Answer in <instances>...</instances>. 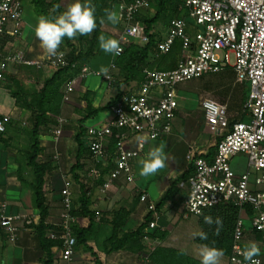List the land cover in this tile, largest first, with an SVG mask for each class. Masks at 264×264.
<instances>
[{
    "label": "built area",
    "instance_id": "obj_1",
    "mask_svg": "<svg viewBox=\"0 0 264 264\" xmlns=\"http://www.w3.org/2000/svg\"><path fill=\"white\" fill-rule=\"evenodd\" d=\"M115 1V11L122 24L118 36L120 53L132 40H148L145 26L137 16L149 10L151 0ZM182 8L186 15L172 18L165 35L157 43L158 53L165 54L176 40L180 42L182 55L175 67L144 69L143 81L137 89L123 93L111 106L112 118L104 125L87 128L89 151L95 161L106 155L109 139H117L113 168L100 190L105 191L120 178L127 183L134 182L133 162L142 154L146 142L169 135L173 130L179 109L177 89L180 85L231 68L235 82L247 87L242 105L245 118L229 119L226 104L208 97L201 100L204 122L214 135L215 149L210 159L200 156L206 153L193 147L187 152L192 173L187 179L183 215L199 216L207 208L233 204L238 208V214L228 263L262 264L258 256L250 262L244 261L242 243L246 231L244 220L250 222L251 229L260 234L264 243V0H183ZM22 15L21 0H0V47L5 35L18 37L21 34ZM66 54L60 47L57 56L47 53L44 60L25 59L17 53L0 56V87L10 64L45 65L57 70L70 64ZM89 75L104 79L108 87L112 85L110 69L93 71L84 64L80 73L66 83L63 101L69 99L77 81ZM9 118L8 115L0 117V133L5 132ZM65 123V118H57L52 128L55 140ZM140 136L142 143L137 140ZM241 153L247 157V169L236 173L230 166V159ZM70 186L71 182L64 180L60 190V230L52 235L62 240L60 258L67 264L74 253L72 225L76 222V217L71 214ZM139 200L146 204L152 216L145 231L161 228L157 225L155 204L145 193L140 194ZM30 223L29 217L7 212V204L0 202V227L8 241H16L21 230ZM143 239L147 241L149 237L144 235ZM150 251L151 247L140 256L138 264H151Z\"/></svg>",
    "mask_w": 264,
    "mask_h": 264
},
{
    "label": "crops",
    "instance_id": "obj_2",
    "mask_svg": "<svg viewBox=\"0 0 264 264\" xmlns=\"http://www.w3.org/2000/svg\"><path fill=\"white\" fill-rule=\"evenodd\" d=\"M21 1L23 7L21 34L18 37H9L7 35L3 37L2 46L0 47V56L17 53L25 59L44 60L47 56V52L35 35V28L39 16L35 14L31 0ZM65 8L63 7L64 11H66ZM147 11L148 13H152L153 9L151 8ZM26 13L27 15H25ZM159 23L160 22L154 24V30L159 33L160 37H163L165 31H167V24L161 23L162 25L158 26ZM119 24L121 26L120 28L110 23L103 24L102 30L106 29L118 41V36L122 28V24L120 22ZM104 26H107L108 29ZM114 56L115 54H113L112 59ZM110 62L111 61H109V64ZM109 64L106 66L103 63L93 64L90 62L86 65L93 71H105L110 69V74L114 81L118 69L115 66L109 68ZM54 71V69L45 65L36 67L35 65L18 63L10 64L0 87V115H8L10 117V121L6 122L5 132L0 135V202L7 204V212L27 216L33 223L38 221L39 214L38 210L34 207L32 198L33 191L31 189V183L34 179L33 170L26 164V156L30 144L29 128L33 120V112L31 109L26 108L22 101L17 104L12 93L22 90L32 94L27 97L26 101L29 102L31 97L33 98V94L40 90L44 81L50 78ZM8 76H13V78L10 80ZM89 78L90 80H88ZM91 78L92 77H86L78 80L73 92L69 94V99L66 102L61 99L60 101H58V99L55 100L54 103L56 107L58 106L59 111L57 114H53L50 111L47 112V119L49 122L52 121L53 123V120L63 117L66 121L67 119L70 120L71 124H76V122L78 124V120L85 114L84 108L86 106V98L91 100L94 107H98L105 105L108 101L113 99L118 91H122L123 94L136 90L138 86L137 82L132 80L128 83L121 84L119 87H116L115 83H112L110 87H108L106 83L105 87H102L103 82L96 79L98 78L97 76ZM101 80L105 81L102 78ZM13 81L20 82V86L16 87L15 84L12 83ZM65 86L66 84L61 86L60 92L65 91ZM106 86L107 90L110 88L114 89L108 99L104 98L105 93H107L105 90ZM33 102L35 103V101ZM106 111L110 113V115L100 118L99 121L98 114L91 116L95 117V120H92L96 122L94 125L88 126L85 124L88 118L84 122L86 131L88 127L106 124L112 118L111 110L108 109ZM180 115H182L181 111L177 113L174 119L173 130L169 135H164L158 139L148 140L146 142L142 154L133 162L134 182L127 183L124 179L120 178L115 183L111 184L105 191L100 190L102 184L99 180L101 178L103 183L108 173L105 172L103 177L99 175L101 171L114 163L115 156H112L110 152H106V155H104L100 161H95L86 153L80 160L82 166L74 171V173L78 175V180L76 181L72 177L73 172L71 169L76 162L77 143L74 136L77 129L75 131L72 130L74 127H72L71 130L67 129L66 122L60 136L55 140L52 132V123L45 127H40L38 139L43 151L38 156L37 160L39 162L51 160V166L53 167L52 171L46 175L45 183V195L49 204L47 222L52 224H59L60 222L62 210V204L59 201L60 191L58 192L51 189V186L54 185V178H57L56 175H59L61 179L60 190L63 187L64 180H69L71 182L70 192L73 201L79 196V186L82 184L88 190V195L90 197L89 209L95 213L90 230L92 234L90 235L86 247H91L102 264H138L142 254L138 255L129 249H120L110 253L106 252L105 241L113 230L111 223L112 211L119 208L127 210L128 214L122 231L134 230L149 213L146 209V204L139 200V195L141 193L147 194L148 199L156 204L166 190L172 185V182L188 168L189 162L186 158L188 150L193 147L202 153H207L210 146L213 145L210 144L208 147L204 148L199 147L201 143L197 144V142L200 141V135H202L200 129L204 128L209 133L210 131L206 125L203 127L201 124L197 125L196 130L189 131L187 121L185 120L186 118L182 120ZM178 133L180 136L177 135ZM181 137L184 138L181 139ZM211 137L214 141V135L210 133V138ZM83 139L88 143L86 132ZM132 144L133 142L130 145ZM157 148L163 149L166 156L168 155L165 167L158 170L154 175L147 177L141 176V162L148 159L149 153ZM59 156H62V164H65L62 167L59 162L56 161L60 159ZM71 157L74 158L75 162L72 165H67V160ZM176 187L178 189L177 194H175L172 199L167 200L158 212L157 225L161 227V230L166 231L167 235L163 239L149 238L145 241V251L148 250L149 247L153 250L156 245L159 244L161 246L162 242L168 240L170 245H162L161 247L180 251L192 260L200 262L199 252L203 246L194 241V238L197 236L195 234L199 233L201 230L197 222V216H195L196 223L190 220L192 215L185 217L182 212L180 213V218L178 220L176 218L177 207L179 205L183 206V202L187 196V181L177 182ZM56 205L59 207L58 210ZM58 211H60L59 215H57ZM75 223L79 227H87L89 226L90 219L88 217H76ZM150 231L152 230L150 229ZM159 241L162 242L160 243ZM250 242H255L259 247L260 255H258V257L261 258L262 264H264V243L259 235L251 229L249 224L246 226L242 243L243 248ZM6 244L14 248H19L21 252L23 250L20 258L13 257V259L10 260L12 264H41L39 259L42 256V252L35 234L32 233L30 229L24 227L17 240L10 242L5 238L0 227V251L6 249ZM228 257L229 256L224 255L220 259V264H229ZM56 262L58 264H67L62 261L59 256L53 264H56ZM69 264H94V256L90 250L84 246H80L76 249L74 248L72 260ZM151 264L154 263L151 262Z\"/></svg>",
    "mask_w": 264,
    "mask_h": 264
},
{
    "label": "trees",
    "instance_id": "obj_3",
    "mask_svg": "<svg viewBox=\"0 0 264 264\" xmlns=\"http://www.w3.org/2000/svg\"><path fill=\"white\" fill-rule=\"evenodd\" d=\"M131 1V0H126ZM33 4V10L37 16H47L52 19L57 17L59 14L64 12L63 5L61 0H31ZM93 6L96 9L95 15L97 17V27L89 35L76 36L75 38L69 40L65 37L60 45L61 49L66 51L67 59L69 65L57 69L53 72L50 78L46 79L40 88L39 91L33 94L30 101L27 102V97L29 94L25 91L13 92L12 95L15 97V100L18 103L21 101L25 104V107L31 109L32 122L31 127L29 128L30 132V144L26 156V164L31 167L33 170L34 179L31 183V189L33 191V204L34 207L38 210L39 218L35 223H30L25 225V228H28L35 234L42 256L39 259L42 264H53L56 258L61 254L62 251V240L59 237L53 238V233H58L60 226L58 224H52L47 222V217L49 215V204L47 202V197L45 195V183L46 175L52 171L51 160L46 162H39L37 160L38 156L42 153L43 148L40 145L38 134L40 127H45L52 123L47 119V112H52L57 114L59 109L55 105V100H63V92H60V88L63 84H66L70 79L74 78L80 73L81 67L84 64H89L90 57L94 51L98 50L99 42L98 38L103 35L102 26L103 24L109 23L105 20L104 23L100 22V19L105 16V10H115V0H90ZM183 0H151L150 8L153 9L152 13L148 11H143L137 16V19L145 26L146 34L148 35V40L145 42H139L136 40L130 41L123 50L115 54H110V65H114L118 69L117 76L115 77L112 83H115L116 87H119L123 83H128L132 80H135L137 84H140L144 78V69H157V70H167L175 67L176 61L173 59L174 53H172L173 48L178 45V48L181 49V44L178 40L175 41L171 50L168 53L160 54L157 50V43L161 40L159 33L154 30V24L162 22L161 16L167 13L169 10L173 11L175 14L169 19V22L172 18L184 17L186 15L184 9L182 8ZM120 22V21H119ZM169 22L166 23L167 27ZM121 23V22H120ZM115 39V38H114ZM173 56V57H171ZM177 54L175 55V57ZM74 64V66H72ZM165 66V68H162ZM5 76V74H4ZM9 79L13 76H8ZM207 77L209 83L208 89L214 88L210 83L218 82L220 85L219 91L216 92L215 99L221 104L227 105V113L229 119L237 120L243 119L244 114L241 112L242 105L245 98L244 87L246 84H240L235 82L236 76L234 71L231 68H227L222 72L216 74H209L195 81H202ZM122 79V80H121ZM16 87L20 86V82L13 81ZM243 86V89H239V86ZM14 91V90H13ZM122 91H118L116 96L108 101L105 105L94 107L89 98H86V106L84 108V115L78 120V128L74 139L77 143V155L76 162L72 167V177L77 181L78 175L74 173L75 169L82 166L80 164L81 158L88 153L91 156L89 151V146L86 140L83 139L86 132L84 127V122L98 114L99 112L106 111L111 108L113 104L121 96ZM35 101V103L33 102ZM3 115H0L2 117ZM10 121V120H8ZM7 121V122H8ZM57 123V119L53 120V127ZM52 127V128H53ZM3 133H0L2 135ZM218 141V139H216ZM116 143L117 139L111 137L106 145V152H110L112 156L116 154ZM215 145H211L208 149V152L204 155L206 158L210 159V156L213 154ZM92 157V156H91ZM113 168V164L109 165L100 173V177H103L105 172H109ZM192 173V166L189 164L188 168L173 182L172 185L166 190L160 200L155 204L156 213L160 211V208L163 204L172 199L175 194H177L176 183L181 181H187L189 175ZM99 182L102 184L101 178ZM79 196L76 200H72V210L71 214L74 217H88L90 219L89 226L79 227L76 223L72 225V232L75 237V246L78 248L84 246L91 251L94 256V264H102L99 258L92 251L91 247H86L87 242L92 234L90 232L92 227V220L95 216V213L89 209L90 197L88 195V190L84 185L79 186ZM140 197V195H139ZM59 201H62L61 195ZM62 204V202H61ZM128 211L124 208L115 209L112 211V232L107 237L105 241L106 252L110 253L112 251H117L120 249H129L130 251L141 255L145 253L146 244L143 239L144 235H147L151 239H163L166 237L167 233L160 228H154L152 231H145L148 227L150 221L152 220L151 212H149L134 230L131 231H122V227L127 218ZM247 217L250 216V211H246ZM238 208L233 204L227 205H217L211 208L205 209L201 215L197 216V222L200 226L201 231L207 233V240H201L198 236L194 238V241L199 245H207L210 247H216L224 251V255L229 256L231 252V246L233 241V228L237 218ZM209 215L215 219L218 217L222 221L221 226L219 227V232L217 233V225L215 223L209 225L204 222V216ZM255 232V231H254ZM261 238L260 234L255 232ZM150 261L154 264H200L196 260H192L187 257L185 254L180 251H175L165 247H155L149 253ZM165 262V263H164Z\"/></svg>",
    "mask_w": 264,
    "mask_h": 264
},
{
    "label": "clouds",
    "instance_id": "obj_4",
    "mask_svg": "<svg viewBox=\"0 0 264 264\" xmlns=\"http://www.w3.org/2000/svg\"><path fill=\"white\" fill-rule=\"evenodd\" d=\"M96 9L90 0H73L62 12L55 18L40 16L35 28V35L41 42L42 47L50 56H57L58 49L65 37L69 40L76 36L89 35L97 27ZM105 20L111 24H118L120 17L115 10H105V16L100 19L101 23ZM100 49L106 54H117L119 52V43L116 39L100 36L98 38ZM139 142H143V137H137ZM166 154L163 149L157 148L149 153L148 159L141 162V176H151L163 169L166 165ZM206 224L217 225V233L222 224L220 218L215 221L209 215L204 216ZM201 240H207V233L201 231L196 233ZM183 252V250H182ZM200 264H220V259L224 256V251L216 247L204 245L201 247ZM242 255L245 262L252 261L253 257L260 255V249L255 242L248 243L242 249Z\"/></svg>",
    "mask_w": 264,
    "mask_h": 264
},
{
    "label": "rangeland",
    "instance_id": "obj_5",
    "mask_svg": "<svg viewBox=\"0 0 264 264\" xmlns=\"http://www.w3.org/2000/svg\"><path fill=\"white\" fill-rule=\"evenodd\" d=\"M72 2H73V0H61V4L64 5L63 7L64 8L66 7L65 9H67V7ZM174 14L175 13L173 11H170V10L167 13L163 14L161 16V20H160L162 22H160L158 24V26L162 25L161 23H163V24L168 23L169 19ZM25 15H27V13ZM106 24H108V23H106ZM113 26H115L117 28L121 27L119 23L118 24H113ZM104 27L108 29L107 26H104ZM103 32H104L103 36H105L106 38H113V39L115 38L106 29H104ZM165 33H166V31H165ZM98 46H99V44H98ZM172 53H174L173 54L174 57L173 56H171V57H173V59L176 61L182 55V50L180 48H178V45H177L175 48H173ZM176 54H177V56L175 57ZM89 61L91 63H93V64L103 63V64H105L107 66L109 64V61H110V54H106L99 47L98 50L94 51V53L90 57ZM162 68H165V66H162ZM88 77L94 78V75L88 76ZM96 79H98L101 82H103L102 87L103 86L105 87V85H106L105 81L101 80L100 77H98ZM88 80H90V78ZM206 83H209L207 81V77H205L202 81H195V79H193V80H190V81H187V82L183 83L177 89V93H178V95L180 97L179 98V109H178V112L181 111L182 115H180V116L182 117V120H183V118H186L185 120L187 121V127H188L189 131L196 130L197 125H200V124H201V126L205 127L203 113H202V111L200 109L201 100L203 98H205V97L215 99L216 92H218L219 91L218 89H220V85L218 84V82L210 83L211 85L214 86V88H210V89L207 88L209 84H206ZM241 88L243 89V86L240 85L239 89H241ZM105 90L107 91V93H105V97L104 98L108 99L110 94H111V92L114 91V89L110 88V89L107 90V86H106ZM245 90H247V87H244V93H245ZM106 112L107 111L98 113V116H99L98 121L100 120V118L108 117L110 115V113H108V112L106 113ZM241 112L243 113V110H241ZM186 114H188V115H186ZM94 118L95 117L89 118L87 123H85V124L88 125V126L89 125H94L96 123V122L92 121V120H95ZM66 122H67L66 123L67 129L71 130V128L74 127V128H72V130L75 131L78 128L77 122H76V124H74V123L71 124L70 120H68V119H67ZM200 130H201L202 135H200V141L197 142V144L201 143L199 145V147L204 148V147H208L210 144H213L215 139L213 141V138L212 137L210 138V133L204 128H202ZM177 135L180 136L179 133ZM183 138L184 137H181V139H183ZM23 152H22V154H23ZM61 157L62 156H59L60 159H58L56 161H58L60 166L62 167L65 164H62L63 162L61 161L62 160ZM67 161H68L67 165L68 164L72 165L75 162L73 157L69 158V160H67ZM247 161L248 160H247L246 155H244L242 153L241 154H237L236 156H233L230 159V166H231V168L233 169L234 172L242 173V172H245L246 169H247ZM56 176H57V178H54V185L51 186V189H54V191H58L59 192L60 191V187H61V179H60L59 175H56ZM56 207H57V210H58L59 207L57 205H56ZM176 212H177L176 213L177 214L176 218L178 220L180 218V213L181 212L184 213V207L179 205L177 207V211ZM59 214H60V211L57 212V215H59ZM190 220L193 221L194 223H196V217L195 216L192 215ZM244 223H245L246 226H248L250 224V222L246 221V220H244ZM159 242L161 243L162 241H159ZM162 245L163 246L164 245H170V243H169L168 240H166L165 242H162ZM194 245H196V244H194ZM161 246L159 244L156 245V247H161ZM5 248L6 249H4L3 251H0V264H12L10 262V260L13 259V257L20 258L22 253H23V250L21 252V250L19 248H14L13 246H11L9 244H6ZM17 264H19V263H17ZM56 264H58V263L56 262Z\"/></svg>",
    "mask_w": 264,
    "mask_h": 264
}]
</instances>
